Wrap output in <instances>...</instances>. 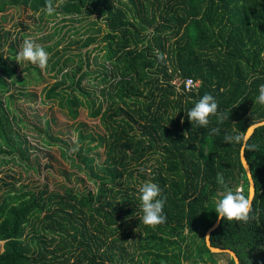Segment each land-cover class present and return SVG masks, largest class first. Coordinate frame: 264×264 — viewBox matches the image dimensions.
<instances>
[{
  "label": "trees",
  "instance_id": "trees-1",
  "mask_svg": "<svg viewBox=\"0 0 264 264\" xmlns=\"http://www.w3.org/2000/svg\"><path fill=\"white\" fill-rule=\"evenodd\" d=\"M45 2L0 0V167L20 166L26 176L15 182L37 171L38 148L27 136L37 133L76 169L64 172L67 180L87 179L92 188L3 183L0 264H219L222 256L234 264L228 253L208 249L205 234L217 220L218 173L247 193L240 148L248 127L264 121V105L256 103L264 84V0H52L53 15ZM10 9L57 24L59 37L43 46L46 69L16 62L24 34L14 31L21 23L5 27ZM45 75L53 82L37 94L29 87ZM186 78L199 87L173 84ZM205 93L228 119L210 117L201 128L186 113ZM36 101L56 103L72 120L86 109L102 132L75 122L61 137L49 121L29 125L21 105ZM226 135L240 139L226 143ZM244 156L254 182L252 218L220 221L209 241L232 250L239 264H264V125ZM149 181L165 199L167 221L155 228L140 219L139 188Z\"/></svg>",
  "mask_w": 264,
  "mask_h": 264
},
{
  "label": "rangeland",
  "instance_id": "rangeland-1",
  "mask_svg": "<svg viewBox=\"0 0 264 264\" xmlns=\"http://www.w3.org/2000/svg\"><path fill=\"white\" fill-rule=\"evenodd\" d=\"M8 20L4 23L5 27L8 28L10 26L13 27L15 23H21V25H17L14 28V31L18 32V34H24V38L21 40V43L25 39H33L36 43L44 46L47 44H52L59 36L54 33L55 22L48 21L42 22L38 24L35 20L28 17L29 12L24 11L23 9L15 12L13 9L8 10ZM11 15V16H10ZM78 23H69V26L80 27ZM67 28L63 29L60 34L66 31ZM52 35V38L48 40V37ZM67 37H70L69 35ZM72 50H75V46H71ZM45 80L36 84L35 86H30L29 88L39 94L40 90L46 86L50 85L53 82L52 77L50 75H45ZM21 108L23 110V114L20 113L25 123L29 125L38 124L39 127L43 126L45 121L50 122L51 132L57 133L60 132L61 137H66V133L68 131V126L75 122H84L88 126H96V130L98 132H102L101 129L97 126V120H91L87 117L86 109L80 108L79 115L76 119L72 120L68 116L65 115L61 110L58 109L56 103L47 102L46 104H40L38 101L31 102L29 104H22ZM29 145L36 146V155L37 162L40 167H38L37 171H30L29 176L25 180H20L19 182H15L14 179H18L19 176H26L25 172L20 166L13 164H5L0 167V194L4 190L3 183H14L18 185L21 183L28 184V186H40L42 183L47 182L49 186L52 188L54 183L65 182L69 186L76 185L79 189L83 187H87L89 189L92 188V184L89 180H85L84 182H77L75 178L71 176V181L69 182L66 178L64 172H76L71 164L66 161L60 154L59 148L56 145H51L50 147L43 146L39 143V139L37 137V133L28 132ZM71 137L74 138V135L71 134ZM102 152V149L99 150ZM35 152L32 149L30 150V155ZM32 157V156H31ZM80 177L84 178L82 173H78ZM245 191V190H244ZM248 191V188H247ZM1 244V243H0ZM219 264H228L226 261V257L222 256L218 258Z\"/></svg>",
  "mask_w": 264,
  "mask_h": 264
},
{
  "label": "clouds",
  "instance_id": "clouds-1",
  "mask_svg": "<svg viewBox=\"0 0 264 264\" xmlns=\"http://www.w3.org/2000/svg\"><path fill=\"white\" fill-rule=\"evenodd\" d=\"M48 15H53L56 12L52 4V0H46L45 9ZM50 54L44 47L36 43L33 39H25L16 54V62L31 64L40 69H46L48 66ZM256 103L264 105V84L259 85ZM188 121L191 125L201 128H207L210 124V117H216L217 123H222L228 117L219 111V106L215 98L205 93L198 101L194 102V106L186 113ZM183 123V120L181 121ZM219 128L213 127L210 129V134L218 135ZM240 137H232L226 135L224 141L232 143L238 141ZM73 148L72 151H77ZM217 183L222 191L219 198L215 202L214 211L217 221L243 222L248 223L252 218L253 199L254 195L249 189L245 193L241 187L235 189L229 186L223 174H217ZM139 200L142 217L140 218L146 227L155 228L158 225L166 223L167 217L163 212L165 199L158 198L161 196V189L158 184L151 181L143 183L139 188Z\"/></svg>",
  "mask_w": 264,
  "mask_h": 264
},
{
  "label": "water",
  "instance_id": "water-1",
  "mask_svg": "<svg viewBox=\"0 0 264 264\" xmlns=\"http://www.w3.org/2000/svg\"><path fill=\"white\" fill-rule=\"evenodd\" d=\"M264 125V121H260V122H257V123H254L252 124L251 126L248 127V129L246 130L244 136H243V143H242V146L240 148V162L242 164V167L245 171V174H246V177H247V180H248V190L251 189L253 195H254V182H253V179H252V175H251V171H250V168H249V165L246 161V158L244 156V149H245V145H246V142L247 140L250 138V136L253 134L254 130L260 126ZM220 221H217L214 223V225L206 232L205 234V244L206 246L208 247V249L211 251V252H214V253H228L233 261H234V264H239V259L238 257L236 256V254L230 250V249H222V248H216V247H212L210 245V241H209V235H210V232L212 230H214L218 225H219Z\"/></svg>",
  "mask_w": 264,
  "mask_h": 264
},
{
  "label": "built area",
  "instance_id": "built-area-1",
  "mask_svg": "<svg viewBox=\"0 0 264 264\" xmlns=\"http://www.w3.org/2000/svg\"><path fill=\"white\" fill-rule=\"evenodd\" d=\"M173 84L177 88H183L184 91L196 90L199 87V81L193 80L192 78L186 79H175L173 80Z\"/></svg>",
  "mask_w": 264,
  "mask_h": 264
}]
</instances>
